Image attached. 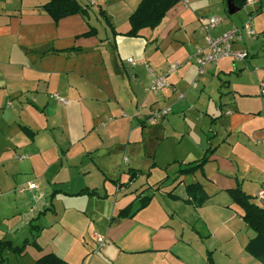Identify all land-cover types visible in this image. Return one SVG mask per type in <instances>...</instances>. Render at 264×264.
I'll return each instance as SVG.
<instances>
[{
    "label": "crops",
    "instance_id": "obj_1",
    "mask_svg": "<svg viewBox=\"0 0 264 264\" xmlns=\"http://www.w3.org/2000/svg\"><path fill=\"white\" fill-rule=\"evenodd\" d=\"M141 1L78 0L90 5L88 16L56 23L43 10L48 0H0V242L17 246L9 238L30 213L40 247L27 246L15 254V262L13 252L5 250L0 264H36L50 253L68 264H208V255L214 264H264L247 253L256 234L228 193L240 184L256 204L264 186V0L248 2L250 16L237 21L224 0H180L159 27L128 37L129 18ZM210 17L220 23L208 32L201 20ZM246 21L255 35L244 32L236 47L248 52L247 60L223 59L203 74L187 61L206 48L208 35ZM92 28L97 34L85 36ZM173 63L181 67L169 76L168 86L145 92L151 83L148 67L161 73ZM243 75L252 77L250 84L240 83ZM165 107L171 110L167 117L148 122ZM116 121L122 127L117 142L108 132ZM166 134L179 136L178 153L162 167L155 157L168 141ZM118 145L142 149L151 160L148 169L109 166L105 159ZM208 149L212 153L203 171L178 174ZM158 169L163 177L152 183ZM129 170L142 174L129 182ZM193 183L209 197L199 208L186 202V187ZM110 184L115 192L108 190ZM83 189L96 190L98 197L76 196ZM113 195L117 201L108 215L105 203ZM142 198L150 202L140 209ZM24 204L30 210L22 215ZM130 204L134 216L119 218ZM46 219L63 228L69 241L40 245ZM86 220L92 229L84 235ZM94 234L106 237L99 251Z\"/></svg>",
    "mask_w": 264,
    "mask_h": 264
},
{
    "label": "trees",
    "instance_id": "obj_2",
    "mask_svg": "<svg viewBox=\"0 0 264 264\" xmlns=\"http://www.w3.org/2000/svg\"><path fill=\"white\" fill-rule=\"evenodd\" d=\"M227 2V0H224ZM236 7L240 10L243 9L249 0H233ZM180 0H142L136 11L129 18L130 30L125 35L128 37L136 38L139 36L140 31L146 28L156 29L161 25L167 13L174 8ZM90 5L87 4L82 6L78 0H48V2L43 7L52 19L57 23L61 19L66 17L80 14L84 17L88 16V9ZM101 16L105 22L112 28L109 18L106 16L105 12L100 11ZM97 34L96 29L92 28L89 33L85 36H95ZM114 34L117 33L114 31ZM21 130L30 138H34V133L28 128L21 126ZM210 149L207 150L205 155L198 161L185 165L184 168L178 171L180 175H191L197 171H203L204 166L207 164L211 154ZM139 174L142 172L137 170H129V182H133ZM188 200L187 203L194 205L199 208L202 207L209 199L208 195L205 193L203 187L199 183H193L186 187ZM233 202L239 206L242 211V219L244 220L246 226L253 230L256 236L249 241L246 246V251L254 258L264 262V206H259L257 203L251 201L250 196H248L242 189L240 184L236 188L228 191ZM56 193L52 194L55 196ZM87 195L90 197L97 196L96 190L83 189L76 196ZM140 209L148 206L150 199L142 198ZM134 216L133 204L128 205L124 209L120 210L118 213L119 218H131ZM33 229H37L34 227ZM27 246H34L40 249L35 238L30 240H25L22 246H14L12 242H0V255L3 251L10 250L14 254L21 255L24 253ZM3 258L0 259V263L3 262ZM36 264H68L66 261L61 259L56 254L50 253L39 260ZM208 264H214L211 255H208Z\"/></svg>",
    "mask_w": 264,
    "mask_h": 264
},
{
    "label": "rangeland",
    "instance_id": "obj_3",
    "mask_svg": "<svg viewBox=\"0 0 264 264\" xmlns=\"http://www.w3.org/2000/svg\"><path fill=\"white\" fill-rule=\"evenodd\" d=\"M251 8H247L244 7L243 9H241L238 13L231 15V18H233L234 21H237L239 18H244L247 14V17L250 16L249 14L252 12ZM227 16V15H226ZM225 16V17H226ZM249 20V19H248ZM247 20V21H248ZM246 21V22H247ZM216 37V36H214ZM239 67V66H238ZM209 68V67H208ZM251 71V70H250ZM248 72V70L246 71ZM248 74V73H246ZM240 73H235L233 74V76L238 79L239 78ZM205 76V75H204ZM244 76V75H243ZM203 77V76H202ZM252 77H248L247 75H245L243 77V80L240 81V83L242 84H250L252 81ZM215 80L213 82H211L213 87H216V83H214ZM150 86V84L146 87L148 88ZM143 87L141 88V95L143 96L145 92H147L145 90H143ZM215 89V88H214ZM127 106V104H126ZM127 111V110H125ZM194 120V119H192ZM120 123L118 121L112 123L111 125H109V129L108 132L111 136H114L113 139H115V141H118V136H115V133L119 134L120 131H122V127L119 125ZM175 127H178V124L175 123L174 124ZM128 133L125 132V137H127ZM166 136L168 137V141L165 144H162L161 147L159 148V150L156 153V157H155V161L158 162L159 165H161L162 167H164V165L167 163V161L169 159H171L172 157H175V155L178 153V149H175V145L177 144V139L179 138L178 135L175 136V134H173L172 137L169 136V134H166ZM124 138V135L121 138ZM126 139V138H125ZM92 142V141H91ZM126 143V142H125ZM176 150V151H175ZM61 153V151H59ZM113 157H108L106 158V163L111 166V167H115L117 165H119L120 167H123V169H127L128 167H133L136 169H141V170H147L149 165L151 164V160L146 156L145 152L142 149H139L138 146H134L131 145L129 148L124 145L120 146H116L113 149ZM125 158L127 159V162H125ZM163 170L158 169L155 173L154 176L152 178V183H157L160 179H162L163 177ZM119 175L116 174V176L114 178H118ZM93 180H95L96 175L92 174L91 177ZM123 180L126 181V178L123 177ZM94 182V181H93ZM92 182V183H93ZM108 190H114L113 192H115V185L110 184V187H108ZM117 201V197H115V195H113V197L107 202L105 203V211L106 213L109 215L108 210H110L114 203ZM39 206V205H38ZM36 205V207H38ZM30 210V205L28 204H24V206H20L19 207V211L21 212V214L23 212H29ZM23 215V214H22ZM26 218V219H25ZM32 217H30V213H24L23 217L21 220L26 221V223L22 222L20 223V225L18 226V230L16 231V235H11L9 239H11V241H13L15 243V245L17 246H22L23 242L25 240H30L32 241L34 239V235H36V231L35 229L31 228L32 223H30ZM18 221V219L16 218L13 222L12 225H14L16 222ZM36 224V226H38L39 224L37 223V221H35V223H33V226ZM90 226L89 224V220H86V223H84V235H87V229ZM43 228L42 231L39 234V238H38V242L40 245L46 247L48 245H52L54 242H59V243H64L65 240L69 241V239L71 237H69V234L67 232L64 233L63 228L61 229L59 226H52L51 225V221H49L48 219L43 221ZM90 230L92 229V226H90L89 228ZM58 233V236H56V234ZM78 238L82 241L83 238L82 236ZM90 236H87V239H89ZM13 244V243H12ZM17 255V254H16ZM11 260L13 262H15V254L11 253ZM19 256V255H17Z\"/></svg>",
    "mask_w": 264,
    "mask_h": 264
},
{
    "label": "built area",
    "instance_id": "obj_4",
    "mask_svg": "<svg viewBox=\"0 0 264 264\" xmlns=\"http://www.w3.org/2000/svg\"><path fill=\"white\" fill-rule=\"evenodd\" d=\"M249 0L248 2H250ZM92 4V3H91ZM204 24L205 31H211L218 27L220 19L217 17H210L201 20ZM246 32L248 35L254 36L255 31L253 30L250 22H247L242 27L233 28L225 31L219 36L213 37L208 35L206 38V48L197 49L187 61L197 66L200 74L206 72L208 67L213 64H217L223 59H231L234 62H244L248 59V52L245 49L236 47V44L242 41L243 33ZM127 63L132 66L136 65V62L132 58L127 59ZM181 67L180 63L170 64L166 72H156L152 68L148 67V72L151 77L150 86L146 89L148 93H156L162 91L168 86V78L171 74L177 72ZM171 110L169 107L156 109L148 118L149 123H156L163 120L170 114ZM127 162V159L124 160ZM33 187V186H31ZM255 201L259 206L264 204V186L255 195ZM93 240L95 241L97 250L102 249L106 244V237L101 234H94Z\"/></svg>",
    "mask_w": 264,
    "mask_h": 264
},
{
    "label": "water",
    "instance_id": "obj_5",
    "mask_svg": "<svg viewBox=\"0 0 264 264\" xmlns=\"http://www.w3.org/2000/svg\"><path fill=\"white\" fill-rule=\"evenodd\" d=\"M227 10L229 15H234L240 11V9L234 4L233 0H227Z\"/></svg>",
    "mask_w": 264,
    "mask_h": 264
}]
</instances>
